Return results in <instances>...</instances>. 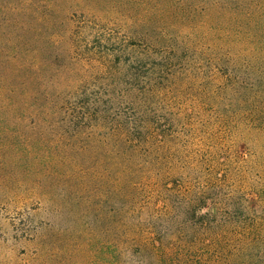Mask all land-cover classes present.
I'll list each match as a JSON object with an SVG mask.
<instances>
[{"label": "rangeland", "instance_id": "rangeland-1", "mask_svg": "<svg viewBox=\"0 0 264 264\" xmlns=\"http://www.w3.org/2000/svg\"><path fill=\"white\" fill-rule=\"evenodd\" d=\"M28 1L0 0V9H28ZM35 1L50 16L30 24L38 28L34 39L20 37L33 50L22 56L19 75L35 78L24 90L99 97V108L109 112L87 154L89 166L96 163L106 180L101 176L98 191H86L85 205H77L65 195L72 183H58L72 169L69 158L52 169L26 168L0 150V264H264V200L257 199L264 189V129L248 117L259 113L256 103L263 101L264 84L252 92L249 86L251 77L262 76L263 63L251 57L239 22L230 17L236 10L250 11L253 0ZM4 42L0 37V78L8 81L13 64L4 61ZM166 62L169 67L162 66ZM131 92L139 93L137 108L146 117V130L138 134L144 153L137 162L152 168L153 176L147 179L148 197L125 217L137 229L126 245L114 191L125 157L116 134L120 117L132 111ZM76 98L78 106L83 98ZM258 120L264 122L260 114ZM47 125L0 124V143L23 138L22 144L46 133L57 141L61 127ZM67 148L46 147L49 155L41 161L59 154L84 157ZM211 156L221 161L218 172L226 176L218 193L235 188L233 193L244 191L254 200L205 199L194 206L182 198H150L154 189L163 190L154 183L156 171L178 163L187 184L198 187L208 169L202 162ZM156 157H163V165ZM143 247L150 253L159 248L164 259L146 258Z\"/></svg>", "mask_w": 264, "mask_h": 264}, {"label": "trees", "instance_id": "trees-1", "mask_svg": "<svg viewBox=\"0 0 264 264\" xmlns=\"http://www.w3.org/2000/svg\"><path fill=\"white\" fill-rule=\"evenodd\" d=\"M26 3V1H25ZM253 7L250 11L236 10L230 14V17L236 20V24L241 26V39H243L251 50V57L255 61L260 60L264 65V0H253ZM27 8L21 9H5L2 7L0 9V37L5 40L2 43L3 46V58L5 62L12 63V68L10 71L13 72V77L6 80L0 78V124H19L24 121H29L32 125L38 124H48V127H61L60 135L57 141L51 139V135L46 133L44 137H31L27 138L22 144V140L8 141L7 143H0V150L2 153L7 154L9 157L14 159H20L22 165L26 168L37 166L38 164L50 165V168L56 167L57 164H64L66 161H72L70 167L72 169L67 172L66 175H61L58 178V183L60 186H70L69 182L72 183L71 191L66 189L65 195L69 198L74 197V204L85 205L82 201L85 199V193L92 195L94 192L98 191V185L100 184L101 176L106 180L105 175H100L99 168L96 163H92L89 166V160L87 151L95 144L98 140V130L103 126L106 120L107 113L109 110H104L99 108L98 102L99 97L94 95H87V93L82 94H62V93H46L43 94L38 90L32 89L31 91L24 90L27 81H35L32 76L22 77L21 67L23 65L22 56L25 54L33 52L32 48H26L25 43H22V38H28L29 40L34 39L37 36L38 28L32 27L30 24L41 22L44 18V14L50 13L41 12L39 9L35 8L36 1L29 0ZM30 8V9H29ZM68 16V15H67ZM66 16V19H67ZM42 23V22H41ZM29 24V25H28ZM13 31L18 33L19 38L13 37ZM24 38V39H25ZM255 56V57H254ZM32 60V59H31ZM33 61V60H32ZM249 61V60H248ZM250 62V61H249ZM247 66L250 67V63ZM169 67L168 62L163 64L164 67ZM261 65V64H260ZM261 67L263 71L262 76L258 78L251 77L250 82V92L257 91L258 85L264 84V66ZM30 70L34 73L36 68V63L29 62ZM1 67V66H0ZM251 66L249 69H252ZM21 77L24 78L23 81ZM261 80V81H260ZM7 81V82H6ZM261 89H264L261 87ZM141 92V88H138ZM138 91V92H139ZM263 91V90H262ZM139 95V93H138ZM133 92L130 94L129 104L133 105L131 113L123 115L120 117L121 132L117 133V139L121 143L125 157L121 163V170L119 169V187L114 191V197L119 201L118 211L120 210L123 215V231L125 232V239L123 242H127L126 245H130L132 242V234L137 231L136 226L133 223L126 224L124 222L125 217H128V211H133L138 203H141L144 198L148 197L147 193V179L153 172L152 168H140V163L137 162L141 153H144V149L139 143L140 137L143 130H146V125L143 123L142 118L145 111L139 113V107L142 104L141 99H137V96ZM252 95V94H251ZM82 99L78 106H75L74 99ZM98 98V99H97ZM39 100H43L42 103ZM78 103V102H77ZM259 113H249L248 117L250 122L256 127L264 129V122L261 123L258 120V114L264 120V97L263 101L259 104ZM138 107V108H137ZM256 114V116H254ZM247 117V118H248ZM73 128V131L68 129ZM40 134H43L42 132ZM86 138V141L83 140ZM69 140H72L70 142ZM78 141V145H77ZM70 146V147H69ZM46 147L50 149L65 150L69 147L68 152L79 151V153H84V157L79 159L72 158L71 156L60 158L59 154L57 158H53L48 162H42L41 158L44 155H49ZM66 153L57 151V153ZM12 153V154H11ZM70 155V154H69ZM143 157V156H142ZM157 164L163 165V157H156ZM51 159V158H50ZM7 162L9 159H6ZM201 162V161H200ZM152 164V162H150ZM221 161L216 157L211 156L206 158L202 162L203 168L208 166L207 173L203 177V181L198 185L187 184L184 176L180 173V166L178 163L171 165L169 169H164L161 171H156L154 183L163 188V190L154 189L150 195V198L158 197L165 200H176V199H186L189 203L197 206L200 202H205V199H221L222 201L230 200H241L242 202H250L254 200L253 196H248L243 192H232L235 188L230 189V191L225 195H220L218 191L223 187L224 173H219L218 170L221 166ZM154 166V165H153ZM87 167H91L88 170ZM50 169V170H51ZM206 172V171H205ZM154 174V173H153ZM226 177V176H225ZM240 178L241 175H239ZM239 180V179H238ZM195 188V191H193ZM49 197V192H46ZM110 195H108L109 197ZM257 199L261 201L264 200V189H258ZM170 200V201H171ZM178 201V200H176ZM99 202H92V206L97 205ZM232 204H236L233 201ZM135 205L134 207H131ZM82 212V211H81ZM93 212H99L97 208L93 209ZM196 211H194V214ZM95 217H99L98 213H95ZM137 241V240H136ZM144 246V243H143ZM143 254L148 257L153 256L157 261H162L165 257L166 252L160 251L159 248L155 253H150L143 247ZM199 262L206 263V258L199 257ZM151 260V259H148ZM156 261V260H155ZM189 264H192L189 262Z\"/></svg>", "mask_w": 264, "mask_h": 264}]
</instances>
